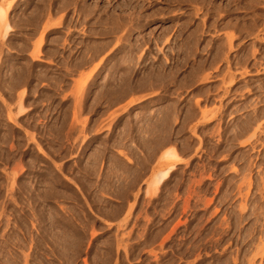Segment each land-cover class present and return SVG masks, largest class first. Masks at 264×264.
<instances>
[{"label":"rangeland","instance_id":"374dc122","mask_svg":"<svg viewBox=\"0 0 264 264\" xmlns=\"http://www.w3.org/2000/svg\"><path fill=\"white\" fill-rule=\"evenodd\" d=\"M68 2L0 37V264H264V0Z\"/></svg>","mask_w":264,"mask_h":264},{"label":"bare ground","instance_id":"6f19581e","mask_svg":"<svg viewBox=\"0 0 264 264\" xmlns=\"http://www.w3.org/2000/svg\"><path fill=\"white\" fill-rule=\"evenodd\" d=\"M8 0H0V37H2V38H10V37H12V35H11V33H13L14 32V25H12V21L10 20V18H9V13L10 12H12L13 10H14V8H15V6L11 3V2H13V0L11 1V2H7ZM48 1V0H47ZM59 1H62V0H59ZM65 1H67V0H65ZM69 2L68 3H70V5H73L74 3L76 4V2L78 1V0H68ZM45 2V1H44ZM54 2V1H53ZM64 3V2H63ZM42 4V3H41ZM46 4V3H45ZM44 4V5H45ZM47 4H49L48 2H47ZM56 4V3H55ZM87 4V3H86ZM61 5V4H60ZM89 5H90V3H89ZM63 6H64V4H63ZM68 6V5H67ZM79 6V5H78ZM50 7V6H49ZM72 7V6H71ZM80 7V6H79ZM87 7V6H86ZM95 7V6H94ZM54 8V7H53ZM64 8V7H63ZM91 8V7H90ZM135 8V7H134ZM39 9V8H38ZM46 9V8H45ZM44 9V10H45ZM56 9V8H55ZM57 9H58V7H57ZM59 9H61V7L59 8ZM68 9V8H67ZM66 9V10H67ZM96 9V8H95ZM32 10V9H31ZM37 10V9H36ZM35 10V11H36ZM41 10V9H40ZM43 10V12H36V14H32V17L30 18L29 16H30V14H26V12H23L24 14H26L25 16L28 18V20L25 18V20H23L21 23L23 24H21L22 26H26L27 25V27L29 26V28H31V30L33 31V35L35 34V33H37L38 31H39V29H43V34L45 33V32H47V31H50V30H54L55 28H59L61 25H62V23H58V24H51V22H52V20H53V12L51 11V10H48V11H44ZM71 10V9H70ZM85 10V9H84ZM54 11V10H53ZM58 11V10H57ZM60 11V10H59ZM58 11V12H59ZM76 11V10H75ZM61 12V11H60ZM68 12V11H67ZM86 12V11H85ZM84 12V13H85ZM88 12V11H87ZM35 13V12H34ZM94 13V12H93ZM56 14H58V13H56ZM86 14H88V13H86ZM90 14V13H89ZM94 15V14H93ZM20 16H22V15H20ZM84 16V15H83ZM91 16V15H90ZM71 17H72V15H71ZM85 17V16H84ZM12 18V17H11ZM21 18V20H22V18L23 17H20ZM19 18V19H20ZM88 18V17H87ZM66 19V18H65ZM68 20V19H67ZM72 20V19H71ZM85 20H86V18H85ZM14 21H16V20H14ZM65 21V20H64ZM116 21V20H115ZM71 22V21H70ZM69 22V23H70ZM122 22V21H121ZM18 23H20L19 21H18ZM64 24H65V22H64ZM68 25V24H67ZM70 25V24H69ZM68 25V26H69ZM14 26V27H13ZM20 26V25H19ZM24 26V27H25ZM124 26V25H123ZM19 29V28H18ZM60 29V28H59ZM21 30V29H20ZM30 30V29H29ZM114 31V30H113ZM21 33V32H20ZM49 33V32H48ZM24 34V33H23ZM31 34V33H30ZM18 35V34H17ZM16 35V36H17ZM47 35V34H46ZM32 36V35H31ZM13 37H15V36H13ZM234 37V36H233ZM24 38V37H23ZM25 38H27V37H25ZM31 39V38H30ZM234 39V38H233ZM6 40V39H5ZM55 40V39H54ZM53 40V41H54ZM10 41V40H9ZM44 42V40H42L41 41V45H40V48H41V46H42V43ZM55 42V41H54ZM29 43V42H28ZM10 44V43H9ZM23 45V44H22ZM24 46V45H23ZM11 47V46H10ZM21 47V46H20ZM22 48V47H21ZM24 49L26 48V47H23ZM22 48V49H23ZM28 48V47H27ZM26 48V49H27ZM103 48H105V47H103ZM17 49V48H16ZM24 49H23V51H24ZM30 49V48H29ZM104 50V49H103ZM28 51V50H27ZM26 52V51H25ZM29 52V51H28ZM54 52V51H53ZM7 53V52H6ZM18 53V52H17ZM37 54L36 55H34V58L35 59H39V57L41 56V49H39L38 50V52H36ZM49 54H51V53H49ZM52 57V56H51ZM85 59V58H84ZM83 62V61H82ZM9 64V63H8ZM10 65V64H9ZM15 65V64H14ZM103 65V64H102ZM76 66V65H75ZM15 67V66H14ZM74 67V66H73ZM72 67V68H73ZM82 67V66H81ZM8 70V69H7ZM29 72V71H28ZM233 80V79H232ZM234 81V80H233ZM22 95H24V94H22ZM23 111H25V110H23ZM170 156H172V157H174L178 162H179V160H180V158L178 157V155L176 156L175 154L174 155H170V153H167L166 155H165V157H170ZM171 171H172V168L171 169H168V170H166V171H164L162 174H160V176L159 177H157V179H156V182L154 183V188L156 189V187L158 188V186L160 185V184H162V182L164 181V180H166L167 178H168V176H169V174L171 173ZM159 189V188H158ZM158 189H156L157 191H158ZM155 190V191H156ZM156 193V192H155Z\"/></svg>","mask_w":264,"mask_h":264}]
</instances>
